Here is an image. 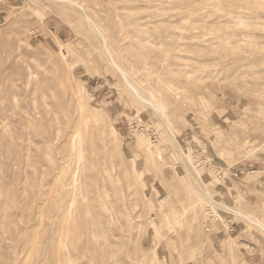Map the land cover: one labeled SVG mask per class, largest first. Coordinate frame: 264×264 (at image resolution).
<instances>
[{
	"label": "rangeland",
	"instance_id": "obj_1",
	"mask_svg": "<svg viewBox=\"0 0 264 264\" xmlns=\"http://www.w3.org/2000/svg\"><path fill=\"white\" fill-rule=\"evenodd\" d=\"M0 264H264V0H0Z\"/></svg>",
	"mask_w": 264,
	"mask_h": 264
},
{
	"label": "bare ground",
	"instance_id": "obj_2",
	"mask_svg": "<svg viewBox=\"0 0 264 264\" xmlns=\"http://www.w3.org/2000/svg\"><path fill=\"white\" fill-rule=\"evenodd\" d=\"M91 31H92V34L94 35V37H101L100 36V34H99V32L95 29V28H93L92 26H91ZM108 52V51H107ZM107 52L105 51V54H107ZM118 69V68H117ZM119 71V73L122 75V77H123V79L125 80V82H126V84L129 86V88H130V90H131V92H133L137 97H138V99L139 100H141L144 104H147V105H151L152 106V109L154 108L155 110H156V112L158 113L159 112V114L161 115L162 113H161V110H159V109H156V107H154V102H153V100H154V98H155V94L151 91V90H145V89H143V88H141L140 87V85H138L128 74H126L123 70H121V69H119L118 70ZM154 97V98H153ZM155 105H157V104H155ZM158 108H160V107H158ZM158 114V115H159ZM162 119H163V117H162ZM168 139H169V141L172 143L173 142V138H172V136L170 135V134H168ZM144 142V141H143ZM171 145V144H170ZM176 145V144H175ZM173 148H175V147H173ZM185 157V156H184ZM187 161V160H186ZM183 164V163H182ZM189 165V164H188ZM188 165L186 164V166L188 167ZM191 178V177H190ZM191 180H192V182H193V184L197 187V189L200 191V193L202 192V189H201V187H200V185L197 183V182H195L192 178H191ZM207 194V196H208V193H206ZM204 198H205V196H204ZM208 198V201H210V197H207ZM212 200V199H211ZM211 202V204H214V205H217L216 203H215V201H210ZM195 206V205H194ZM196 207V206H195ZM213 207V206H212ZM195 209V208H194ZM228 210H230V209H228ZM230 211H232V210H230ZM240 214V216L241 215H244V216H247L248 218H250L252 221H254V222H256V223H258V224H260V225H262L263 226V224L257 219V218H255V217H253V216H248V215H245V214H243V213H239ZM239 216V215H238Z\"/></svg>",
	"mask_w": 264,
	"mask_h": 264
}]
</instances>
